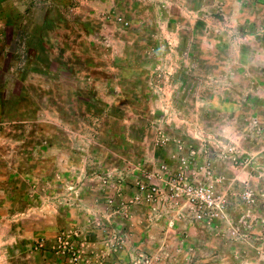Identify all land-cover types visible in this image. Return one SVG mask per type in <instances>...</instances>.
<instances>
[{"label":"rangeland","instance_id":"rangeland-1","mask_svg":"<svg viewBox=\"0 0 264 264\" xmlns=\"http://www.w3.org/2000/svg\"><path fill=\"white\" fill-rule=\"evenodd\" d=\"M180 9L173 0H0V264H264V218L254 217L264 207V115H229L201 95H178L211 99L226 76L222 62L237 61L225 50L252 41L236 38L230 6L205 17ZM241 71L229 69L228 80ZM244 87L246 105L253 95ZM189 140L215 159L232 146L250 161L235 167L262 188L242 174L236 191L223 193L228 210L245 191L259 196L254 207L240 200L242 213L229 218L235 226L248 211L243 239L168 204L125 209L135 185L156 182L162 164L176 167V143ZM195 231L220 245L191 247ZM63 233L80 250L78 263L59 249ZM216 252L223 259L213 260Z\"/></svg>","mask_w":264,"mask_h":264},{"label":"built area","instance_id":"built-area-1","mask_svg":"<svg viewBox=\"0 0 264 264\" xmlns=\"http://www.w3.org/2000/svg\"><path fill=\"white\" fill-rule=\"evenodd\" d=\"M160 144L167 142L165 135H161ZM179 153L174 158L177 166L170 169L162 164L155 174L156 182L145 179L139 181L132 198L126 202L125 209L135 206H153L155 204H168L179 216L187 215L191 223L208 229H219L228 226V233L234 240L243 239V230L249 228V213L242 215L237 224L232 225L229 220L228 204L217 185L224 182L222 177L215 174L210 156L212 151L208 145L197 149L189 147L187 153L183 143L177 142ZM221 161H227L233 166L248 165L249 160L240 158L232 146H223L221 154L217 155ZM203 158V163L199 161ZM259 196L251 191H245L240 200L245 206L254 207L259 202ZM113 207V199L108 200ZM72 236L63 233L58 236V247L71 257L72 262H79L80 250L70 242ZM72 244V245H71ZM119 242L112 247V253L119 249Z\"/></svg>","mask_w":264,"mask_h":264},{"label":"crops","instance_id":"crops-1","mask_svg":"<svg viewBox=\"0 0 264 264\" xmlns=\"http://www.w3.org/2000/svg\"><path fill=\"white\" fill-rule=\"evenodd\" d=\"M255 1V0H254ZM253 0H173L175 6H180V10H184V12L187 14V16H194L195 15H200L202 17L205 16H210V13H213L215 10L216 12H219L222 10V12H226L227 7L230 6L229 11L232 9V15L229 17V15H226V19L231 20L235 25L238 26L237 30H240L238 32V36L236 37L238 40H242L241 38L244 36L245 39H251V44L246 47V45H234L233 47H230L228 50H225L227 53L230 50H233L234 54L237 56V61H229L226 60L225 62H222L221 67L222 70L226 72L225 78H221L219 81V86H217V91L213 92L211 95V99L207 100V95H203V93L196 92H184V93H179L178 95L180 98H185L186 100L192 99L195 97V95H201L202 99L205 100V102H210L215 103L216 107H218L219 110H221L223 113L231 114L233 112L240 113V112H251L255 113L258 116L264 115V36L263 32H260L261 24L262 21H264V6L257 3H254ZM198 8H201L199 11ZM202 11V12H201ZM178 10H175V13H177ZM238 13L243 14L247 16V20H241L242 18H239ZM247 21V22H246ZM240 25V26H239ZM242 25V26H241ZM247 25V26H246ZM235 32V31H233ZM244 32H252L248 36L244 34ZM250 59V61H249ZM249 61V62H248ZM252 61V65H251ZM204 65V63H202ZM232 67H236L239 69L244 68L245 73L241 71V73L237 74L234 72L233 74V81L230 82L228 80L229 73L227 72L229 69ZM250 69L252 71H250ZM204 81L202 80V84ZM245 86L244 88L247 89L251 87L252 91V99L250 102L253 104L249 105L247 103L244 105L243 103L245 101L244 94L241 93V88ZM234 102H237L239 105L238 107L235 105ZM209 105V104H208ZM220 131V130H219ZM209 135V134H208ZM221 136H225L224 133L221 134ZM191 144L186 143V148L185 152H187L188 146H192V142L189 140L188 141ZM214 169H215V174L218 177H222L224 179V182L217 185V189L220 193H224L228 195V193L236 191L233 187V184L236 183V180L233 178H240L244 170H239L235 166H233L231 163H225L224 161H221L220 159H215V156L212 154L210 156ZM228 165V168H230L233 172L235 177H232L231 173H228L225 171V166ZM245 179H248V184L251 185L255 190H260L262 188V184L257 183V178L252 175V173H245ZM228 181V182H226ZM229 181L232 183L230 184ZM235 193V192H234ZM236 201V207L233 206V204L229 203L230 207L228 210V214L230 218L232 217L231 220L235 221L237 218L240 216L242 213V209L239 206L238 202L240 200H235ZM238 204V205H237ZM254 217H259V218H264V207L263 208H257L254 211ZM181 225L178 224V229H181ZM190 227V226H189ZM225 226H221V228H224ZM256 229L254 233H257V235H262L260 232V228L255 226ZM259 228V229H258ZM208 229V228H207ZM190 230H195L194 228H191ZM195 233L198 235L197 240L190 242L191 247H194L195 244L198 243V239H200V242L205 243L207 245H214L218 246L220 245V241L218 238L213 237L212 235H205L204 231H195ZM208 233V232H207ZM252 239L250 242L247 243H252L254 246H256L255 241H259V237H251ZM210 240L207 242L206 240ZM264 239V238H263ZM255 240V241H254ZM189 243V242H188ZM245 246L246 244H238ZM196 246V245H195ZM241 247V246H240ZM218 250L220 248L217 247ZM195 248L194 251H192L193 255H195ZM218 253V252H216ZM221 253L216 254L217 256L213 257L214 259L221 260L223 259V256L220 255ZM235 255L240 256V258H243V255L241 252H234ZM192 255V256H193ZM208 255L207 253L204 254V256ZM213 256V255H210ZM237 257V256H236ZM210 258V257H209ZM212 258V257H211ZM206 259V258H205ZM208 259V258H207Z\"/></svg>","mask_w":264,"mask_h":264}]
</instances>
